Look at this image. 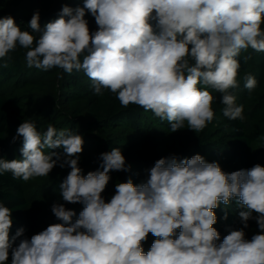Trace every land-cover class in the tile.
Masks as SVG:
<instances>
[{
    "label": "clouds",
    "instance_id": "1",
    "mask_svg": "<svg viewBox=\"0 0 264 264\" xmlns=\"http://www.w3.org/2000/svg\"><path fill=\"white\" fill-rule=\"evenodd\" d=\"M86 13L97 30H90ZM262 25L264 0H83L82 7L65 3L43 28L35 11L31 32L11 15L0 17V58L19 46L27 50L30 68L83 71L95 95L108 90L122 107L137 105L166 120L171 132L185 122L200 132L215 115L208 89L221 94L224 117L244 120L234 91L240 87L239 57L249 49L264 52ZM243 80L249 93L257 87L252 74ZM20 137L22 159L0 158V175L10 172L26 182L49 176L57 164L68 166L60 196L83 210L73 222L74 210L53 203L62 223L14 247L25 229L10 235L12 209L0 201V264H9V257L10 264H264V166L225 172L199 154L171 155L155 161L146 181L117 183L106 202L109 173L131 169L120 148L100 153L99 168L83 175L82 135L51 124L41 133L23 121L12 142ZM58 148L63 153L44 151ZM233 201L243 227L221 241L214 210ZM250 220L259 232L249 240ZM149 234L154 239L145 252Z\"/></svg>",
    "mask_w": 264,
    "mask_h": 264
},
{
    "label": "trees",
    "instance_id": "2",
    "mask_svg": "<svg viewBox=\"0 0 264 264\" xmlns=\"http://www.w3.org/2000/svg\"><path fill=\"white\" fill-rule=\"evenodd\" d=\"M65 3L72 8L83 6V0H62L59 3L55 0L54 5H50V0H0V17L11 15L22 31L31 32L28 22L35 11L39 10L40 25L43 28L46 23L58 18ZM85 18H91V15L86 13ZM95 26L96 23L92 29ZM261 27L264 28V25ZM26 51L18 46L5 58H0V158L22 159L20 149L23 138H18L15 143L12 139L23 121L33 122L41 133L51 124L58 131L69 130L82 135L83 152L79 154L78 166L83 175L99 168L100 153L118 147L126 158V165H130L131 169L109 173L110 181L102 193L106 202L114 195L117 183L126 182L129 178L136 184L146 181L148 170L154 166L155 161L171 155L182 159L199 154L208 162H218L225 172H232L254 166V151L256 147H261L263 160L256 164L264 166V75L249 94L246 110L250 114L245 116L243 113V121L224 117L221 94L208 89L214 96L213 121L200 132H189L187 122L184 129L171 132L166 120H160L151 111H144L137 105L122 107L116 96L108 90L103 95H95L92 82L83 71L74 70L68 74L59 68L45 71L28 67ZM247 56L251 58L245 61ZM255 59L264 68V52L257 53L251 49L241 52L238 76L240 87L234 90L235 93L241 90L244 75L253 71ZM44 151L46 154L50 151L63 153L62 148ZM70 170L68 166L61 168L57 164L50 172V190L58 193L61 200L59 185ZM27 182L13 179L10 172L0 175V201L12 209L10 235H15L21 227L25 229L23 236L14 242V247L28 232L29 202L24 189ZM66 205L76 213L74 222L83 210V205ZM235 207L233 201L227 207L220 205L221 209L218 207L214 210L218 217L214 227L220 233L221 241L231 230L239 229V215L231 213ZM225 212L227 220L223 219ZM56 223L62 221L52 214L49 224Z\"/></svg>",
    "mask_w": 264,
    "mask_h": 264
},
{
    "label": "rangeland",
    "instance_id": "3",
    "mask_svg": "<svg viewBox=\"0 0 264 264\" xmlns=\"http://www.w3.org/2000/svg\"><path fill=\"white\" fill-rule=\"evenodd\" d=\"M6 1V0H2ZM62 0H57V3H59ZM55 0H50V5H54ZM88 23H89V28L90 30L93 28L92 26L95 25V20L91 18H88ZM92 20L94 22H92ZM97 26H95L96 28ZM95 28L92 29L91 31H95ZM249 74H252L257 82L261 81L262 76L264 75V68L261 66V64L255 59L253 60V71L250 72ZM244 85V81H243ZM254 91V90H253ZM252 91V92H253ZM251 92V93H252ZM236 103L238 105H243L244 107V115L248 116L250 114L249 110H246V104H247V99L249 98V91L242 86L241 90L237 91L236 93ZM191 132V130H188ZM261 147H256L254 151V158L253 162L260 163L263 158H261ZM51 174L49 176L45 177H38V178H33L29 180L25 186V193L29 202V209H28V216H29V222H28V232L25 236V238H31L33 234H36L42 230H44L48 224H49V217L53 214L51 211V206L53 203H64L65 207H67L66 203L62 201L59 197V194L56 192H53L50 190L49 184L51 183ZM219 209H221L219 207ZM238 207H235L231 213L233 214H238L239 211ZM249 226L248 228L245 229V238L246 239H251V237L259 232L258 226L256 224L255 220H250L248 222ZM243 227V224L241 223V220L239 218V229ZM238 229V230H239ZM154 237H152L151 234H149L148 241L143 245L144 250L146 251L147 248L151 246V243L153 242ZM11 257H9V264H10Z\"/></svg>",
    "mask_w": 264,
    "mask_h": 264
}]
</instances>
